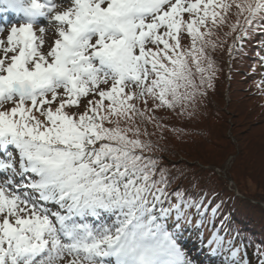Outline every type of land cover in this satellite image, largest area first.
<instances>
[{
    "label": "snow or ice",
    "instance_id": "obj_1",
    "mask_svg": "<svg viewBox=\"0 0 264 264\" xmlns=\"http://www.w3.org/2000/svg\"><path fill=\"white\" fill-rule=\"evenodd\" d=\"M9 13L0 264H205L202 247L182 241L206 220L207 261L250 264L226 218L215 227L220 205L174 187L180 174L157 153L163 113L190 118L223 53L231 61L264 33V0H0V17Z\"/></svg>",
    "mask_w": 264,
    "mask_h": 264
},
{
    "label": "trees",
    "instance_id": "obj_2",
    "mask_svg": "<svg viewBox=\"0 0 264 264\" xmlns=\"http://www.w3.org/2000/svg\"><path fill=\"white\" fill-rule=\"evenodd\" d=\"M258 53L264 55V33L259 31L251 34L240 56L229 61L224 52L214 88L198 101L193 115L189 118L163 113V122L169 130L160 139L161 151L157 153L171 171L180 174L174 187H182L193 197L206 193L207 200L213 201L211 207L220 205L215 226L219 228L220 219L226 218L225 228L233 235L238 232L248 245L250 264H259L256 248L264 249V94H261L262 98L258 97L260 92L255 85L264 80V62ZM254 62L261 64L257 68H248ZM240 83L241 87L238 86ZM261 85L264 88V84ZM226 106L230 110L234 108L236 126L245 124L247 133L236 132L234 141L229 138L218 141L216 147L214 134L218 140L224 138L223 129H217V126L230 118L225 113ZM173 127L177 131H171ZM214 129L216 133H213ZM230 157L233 161L228 168ZM245 176L261 189L255 197L245 192L248 187L243 180ZM231 182L243 197L231 190ZM254 200L257 202L253 203ZM208 216H211L210 211ZM192 219L197 218L193 216ZM211 223L205 221V224ZM220 234L224 235V232Z\"/></svg>",
    "mask_w": 264,
    "mask_h": 264
},
{
    "label": "rangeland",
    "instance_id": "obj_3",
    "mask_svg": "<svg viewBox=\"0 0 264 264\" xmlns=\"http://www.w3.org/2000/svg\"><path fill=\"white\" fill-rule=\"evenodd\" d=\"M38 27H39V25L37 26V31H38ZM5 32H7V28H5ZM249 65L250 66H248V68H250V67L257 68V67H259L260 64L258 62H254V63L249 64ZM255 85H256V88H258V90L260 92V94H258V97H260L261 94H264V88L259 83H255ZM238 86L241 87L242 86L241 83L238 84ZM260 98H262V97H260ZM233 109L234 108H231V110H230V109L227 108V106L225 108V113L227 115H229L230 118L229 119H226V121L223 122V124H218V126H217V129H220V128L223 129L224 138L223 137H220V138H223V139H219L218 140L217 134H214V136L217 137L216 142L213 143L216 147H218L217 146L218 141L224 142L228 138H229L230 141H234L235 138L237 137L236 132H241L242 131L241 134L242 133H247V130H244V129H246V125L245 124H242L240 126H236V123L234 122L236 120H235V118H233V116L235 114L232 113V110ZM248 132H250V131H248ZM213 133H216L215 132V129L213 130ZM212 142H213V140H212ZM211 146H213V145H211ZM232 161H233V158L230 157L229 158V161L227 163V167L228 168L231 167ZM241 170L243 171L244 169H241ZM243 180L247 182V186H248V187H246L245 192L248 193V195L255 197L259 193V191L261 190L260 187L258 185H256L255 181H253L252 179H248L247 176H245L243 178ZM236 189L240 193V190L237 187H236ZM256 202L257 201H255V200L253 201V203H256ZM206 232H207L208 235L211 233V231L209 229H207ZM182 243L184 244V246L186 247V249H194L195 248V249L199 250L202 247V249L204 250L205 256H201L200 259L201 260H204L205 261V264H210V262L207 261V259H206L207 256L211 255V252H210L209 249L208 250H205V248H208L207 247V243H206V247L205 248L203 247L204 245L201 246L200 245V240L197 238V235L194 236V235H186V234H184V240L182 241ZM193 255H195V253H193ZM219 256H213L212 257V260L215 262V264L221 263V262H218V260H220L219 259Z\"/></svg>",
    "mask_w": 264,
    "mask_h": 264
}]
</instances>
